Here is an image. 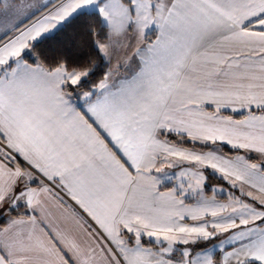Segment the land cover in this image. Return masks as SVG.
Instances as JSON below:
<instances>
[{
	"label": "snow or ice",
	"instance_id": "snow-or-ice-1",
	"mask_svg": "<svg viewBox=\"0 0 264 264\" xmlns=\"http://www.w3.org/2000/svg\"><path fill=\"white\" fill-rule=\"evenodd\" d=\"M0 264H264V0H0Z\"/></svg>",
	"mask_w": 264,
	"mask_h": 264
}]
</instances>
